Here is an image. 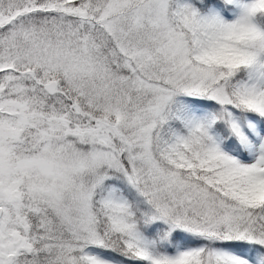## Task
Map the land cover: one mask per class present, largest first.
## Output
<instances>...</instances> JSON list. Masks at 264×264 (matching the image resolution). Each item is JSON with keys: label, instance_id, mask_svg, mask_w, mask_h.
<instances>
[{"label": "snow or ice", "instance_id": "1", "mask_svg": "<svg viewBox=\"0 0 264 264\" xmlns=\"http://www.w3.org/2000/svg\"><path fill=\"white\" fill-rule=\"evenodd\" d=\"M0 264H264V0H0Z\"/></svg>", "mask_w": 264, "mask_h": 264}]
</instances>
